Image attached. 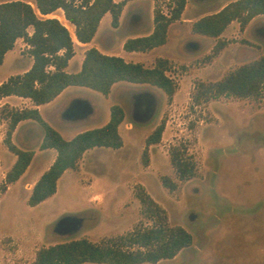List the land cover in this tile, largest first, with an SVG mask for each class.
Returning a JSON list of instances; mask_svg holds the SVG:
<instances>
[{
	"label": "rangeland",
	"instance_id": "1",
	"mask_svg": "<svg viewBox=\"0 0 264 264\" xmlns=\"http://www.w3.org/2000/svg\"><path fill=\"white\" fill-rule=\"evenodd\" d=\"M154 1L155 8L168 13L169 0ZM230 1L216 0L191 10L197 0H189L192 4L184 18L172 24L167 45L157 51L171 57L167 74L177 83L171 101L155 86L127 81L119 82L108 96L87 87L69 88L67 93H78L83 99L63 113L66 119L93 112V106L96 109L89 119L57 125L61 135L69 140L85 128L104 125L110 104H120L125 112L119 131L124 143L119 149L90 150L79 160L77 169L67 170L59 178L56 193L36 206L27 203L30 184L38 180L37 174L55 155L39 148L43 130L34 121L35 128L26 138L21 133L14 138L20 148L36 151L31 166L21 181L2 190L13 157L3 142L8 127L6 113L15 106L0 107V264H30L45 246L82 237L100 242L124 234L138 223L151 225L152 221L141 214L135 196L138 185L165 209L171 226L184 227L193 238L175 257L141 264H264V89L256 96H220L192 104L198 81L220 80L238 66L264 56V15L255 16L244 28L232 21L220 38L190 33L188 19L200 15L199 10ZM48 16L60 19L75 39L74 27L61 9ZM28 31L31 33L32 27ZM121 31L106 19L95 42L118 55L124 52ZM111 39V47H106ZM218 39L226 45L214 54ZM75 54L71 70L81 51L77 49ZM29 58L25 41L18 39L0 65V78L8 72L20 73ZM145 93L154 100L155 110L148 117H138L135 96ZM82 102L90 105L85 114L80 111ZM162 120L161 140L148 146L145 165L146 138ZM179 143L188 147L197 166L196 175L188 180L177 178L170 161L169 147ZM162 176L175 180L177 189L169 191L161 182ZM65 215L80 217L81 224L61 233L55 227Z\"/></svg>",
	"mask_w": 264,
	"mask_h": 264
},
{
	"label": "trees",
	"instance_id": "2",
	"mask_svg": "<svg viewBox=\"0 0 264 264\" xmlns=\"http://www.w3.org/2000/svg\"><path fill=\"white\" fill-rule=\"evenodd\" d=\"M127 1L10 0L0 3V65L19 38L25 41L27 53L32 57V64L26 71L11 75L0 83V100L5 96L16 95L29 98L35 105L12 107L6 113L8 127L3 142L16 156V160L6 172L1 189L16 182L35 155L34 150L22 149L12 140L20 121L30 119L37 122L43 130L39 148L56 151L53 162L32 187L27 199L30 206H36L54 195L59 178L66 170L77 169L79 160L87 150L95 147L119 149L124 143L119 125L125 112L120 104L111 105L110 118L104 125L81 131L69 140L42 117L38 105L54 100L68 86L87 87L108 96L112 86L119 81L155 86L167 95L169 101L176 92L177 83L167 74L170 63L166 58L159 57L153 67H146L143 63L129 62L121 56L104 54L96 47H91L85 51L80 70H66L75 55V41L69 28L60 19L48 15L61 9L66 20L73 25L77 40L88 43L95 36L105 13L111 14L113 27L119 26L120 15ZM186 2L169 0L168 13L155 8L153 31L146 36L126 39L123 49L149 51L165 44L168 28L181 18ZM257 15H264V0H233L217 12L194 21L191 30L220 38L232 21H238L244 28ZM29 27H32L31 33ZM225 45V40L218 39L213 48L214 54H218ZM262 89L264 56L238 66L220 80L198 81L192 93V104L199 105L220 96H256ZM164 127L165 120H162L147 136L142 155L145 165L148 164V146L161 140ZM169 155L179 180H188L196 175V163L184 143L170 145ZM161 182L169 191L178 187V183L169 176H162ZM135 196L140 203L141 214L152 221L151 225L138 223L132 230L100 242L82 237L45 246L36 252L30 264L156 263L175 257L180 250L192 244L191 233L180 225L171 226L165 209L142 185L137 186Z\"/></svg>",
	"mask_w": 264,
	"mask_h": 264
},
{
	"label": "crops",
	"instance_id": "3",
	"mask_svg": "<svg viewBox=\"0 0 264 264\" xmlns=\"http://www.w3.org/2000/svg\"><path fill=\"white\" fill-rule=\"evenodd\" d=\"M5 1H10V0H0V3L1 2H5ZM115 1L119 2V1H122V0H115ZM214 1H216V0H197V3L195 5H193L191 10L196 9L199 6H201V7L205 6L206 7L205 4H207V3L210 4L211 2H214ZM189 3L192 4L191 2H189V0H187L185 9H184L180 19L184 18V15L186 14V10H187V8L189 6ZM226 4L227 3H225V4L218 3V4H215L214 6L210 7L211 10H205V9L199 10L197 13L200 14V15H198V16H196L194 18L188 19L189 20L188 27H190V33L192 31L191 27H192V23L194 21H196L197 19H199L200 17H202V16H204L206 14H211V13L217 12L223 6H225ZM154 9H155V1L154 0H128L126 2V4L123 7V10L121 12V15H120L119 26L118 27H114L116 30H122L121 31L122 34L120 36L121 37L120 44H121L122 47H123V44H124L126 39L134 38V37L146 36V35H149L153 31V29H154ZM106 19H107L108 23L110 22V24H111L112 17H111V14L109 12L105 13V15L102 17V19H101V21L99 23L97 32H96L95 36L93 37V39L90 42L82 43V42L78 41L77 38L75 37V39H74V41H75V51H77V49H79L81 51V57H80L79 61H77V63L74 65V70H71V68H72L73 62L75 61V58H76L77 54H75L70 59V61L68 63V66L66 67V70L68 72H77L78 70H80L81 65H82V61H83V58H84L85 51L88 48L96 47L98 50H100L104 54L117 55V53L110 52L109 50H104L103 48H101L95 42V39H96L97 33L99 32L101 24L105 23ZM180 19L175 21V22H179ZM175 22H173L172 24H174ZM172 24H170V26L168 28L167 42L165 44L157 46V47H154L153 49H151L149 51H126V50H124V52H119L118 56L123 57L126 61H129V62H140V63H143L146 67H153L154 64H155L154 63L155 59L159 58V57L166 58V59L170 60L171 57H169V56L165 57V56H163L161 53H159L157 51L159 50V48H165V46L167 45L169 37H170V31H171ZM192 34L198 35V36L200 35V34H197V33H194V32ZM17 42H18V39H17L16 43ZM112 43H113L112 39H111V41L107 40L106 47H111ZM76 44H78V45H76ZM11 51L12 50L8 51L6 53V55L8 53H10ZM149 56H151L150 59H149ZM31 64H32V57L29 58V62L27 63V66L26 65L22 66V69H21L20 73H23L24 71H26L31 66ZM15 74H18V73H15ZM11 75H14V74H12L11 72H8L7 74H5L3 77L0 78V83L4 82L5 80H7V78L9 76H11ZM119 82H121V81H119ZM119 82H116L112 86V89H111V92L109 93V95L112 94V92L114 91L116 86L119 84ZM134 84H137V83H134ZM70 87L71 86H68L67 88H65L54 100H52V101H50L48 103L41 104V105L37 106V108L39 109L42 117L53 128H55L59 132L61 130L57 127V125H60L61 123L62 124L63 123H74V122L79 121V120L89 119L90 117H92L95 114V109L96 108H95V106H93V112L87 113V114H85L83 116H78L77 118H73V119H66L63 116V113L66 110L69 109V107L71 106L72 103L81 101V99H83L81 96H79L78 93H70V94L67 93ZM3 104L4 105L5 104H9L10 106H15V107L18 106L20 108L34 107L35 106L29 98H24V97H20V96H16V95H10V96L3 97L0 100V107L3 106ZM111 105H113V104H110V107H111ZM46 107H50V109L47 112H44L43 109L46 108ZM58 117L61 118V119H59ZM109 118H110V115L106 119L109 120ZM124 119H123V121H124ZM59 120H61V121H59ZM106 121L107 120H105L103 122V124ZM123 121H122V123H123ZM122 123L119 125V131H120V126L122 125ZM33 128H35V124H34L33 120L27 119V120L20 121L17 124V126H16V128H15V130L13 132V135H12L13 142H14L15 136H17L20 133L23 135V138H26L29 135V132ZM86 129H90V128H85V129H83L81 131H84ZM81 131H79V132H81ZM77 133H75V135ZM92 149L87 150L83 154V157L86 156V154H88V152L90 150H92ZM44 151H46L48 153H51L52 155L56 156V153H55L56 151L54 149H52V148L44 149ZM35 154H36V151H35ZM12 155H13V157H12L11 163L7 167L6 172L10 169V167L13 165V163L16 160V156L13 153H12ZM34 157H35V155H34ZM34 157H33V159H34ZM32 161H31V163H32ZM31 163L28 166L27 170L23 173V175L14 183H17V182L22 180L23 176L25 175V173L30 168ZM49 166H47L43 171L39 172L37 175H39V177H40L41 174L46 169H48ZM68 170H72V169H68ZM35 182L30 184L29 195H30L31 189H32V187H33ZM14 183L12 185H14Z\"/></svg>",
	"mask_w": 264,
	"mask_h": 264
},
{
	"label": "flooded vegetation",
	"instance_id": "4",
	"mask_svg": "<svg viewBox=\"0 0 264 264\" xmlns=\"http://www.w3.org/2000/svg\"><path fill=\"white\" fill-rule=\"evenodd\" d=\"M148 95L149 94L145 93L143 95L135 96V115L136 116L148 117L154 112V110H155L154 100L152 98L147 97ZM80 105L82 106V107L80 106V109H81L80 111L84 114L88 111V109H90V105L87 102H84V103L82 102ZM74 107L75 106H70L69 110H73ZM67 217L75 218L79 221V224H81V218L78 216H75V215H65V216L61 217L58 220V222L62 219L67 218ZM57 223H56V225H57ZM76 228H74V229H76Z\"/></svg>",
	"mask_w": 264,
	"mask_h": 264
},
{
	"label": "water",
	"instance_id": "5",
	"mask_svg": "<svg viewBox=\"0 0 264 264\" xmlns=\"http://www.w3.org/2000/svg\"><path fill=\"white\" fill-rule=\"evenodd\" d=\"M79 225V221L75 218L72 217H67L65 219L60 220L56 227L55 230L61 233H66L68 231L73 230Z\"/></svg>",
	"mask_w": 264,
	"mask_h": 264
}]
</instances>
